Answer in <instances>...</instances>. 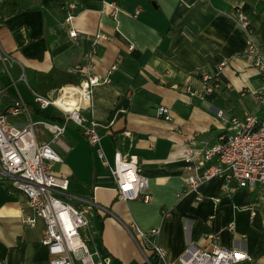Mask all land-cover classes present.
<instances>
[{"label": "crops", "instance_id": "0c3cea01", "mask_svg": "<svg viewBox=\"0 0 264 264\" xmlns=\"http://www.w3.org/2000/svg\"><path fill=\"white\" fill-rule=\"evenodd\" d=\"M104 2L119 7L115 17ZM242 6L251 11L250 29L235 15V7ZM67 14L72 18L66 20ZM71 28L76 37L69 35ZM96 33L104 37L96 42L90 73L101 80L112 63L116 66L108 82L93 86L81 109L97 122L109 162L115 149L136 155L149 200L117 197L113 177L72 121L58 137L35 125L37 140L49 142L62 159L54 164L68 179L66 193L96 203L87 208L81 237L93 239L110 264H148L155 263L151 246L131 225L156 228L154 238L166 252V262L159 264H179L187 245L208 247L206 234L212 232L219 244L241 247L251 255L250 263L264 264V188L212 177L190 189L181 160L185 142L200 148L213 141L225 119L264 116V92L256 95L262 74L241 55L251 40L264 58V0L0 1V45L17 60L8 63L12 78L23 69L27 83L50 97L84 74L75 66L84 62ZM200 70L216 74L221 86L200 96L195 74ZM2 77L9 76L0 74L8 85ZM187 84L195 93L185 89ZM14 95L6 92L0 107ZM158 105L168 107L170 119L156 114ZM45 109L62 118L52 107ZM217 109H223L222 116ZM28 212L26 196L0 179V264H48L47 249L39 242L43 222L24 224ZM89 215L94 235L86 230Z\"/></svg>", "mask_w": 264, "mask_h": 264}, {"label": "built area", "instance_id": "2783aa9c", "mask_svg": "<svg viewBox=\"0 0 264 264\" xmlns=\"http://www.w3.org/2000/svg\"><path fill=\"white\" fill-rule=\"evenodd\" d=\"M104 5L110 7L108 14L112 17L120 10L114 2H104ZM137 12L138 9L133 14ZM234 12L242 25L247 27V14L242 8L235 7ZM71 18L72 15L67 14L65 19ZM69 35L76 37L77 31L71 28ZM102 37L104 35L101 33L95 34L84 53V62L75 66L77 71L84 73L78 82L58 88L52 97L29 87L38 109L52 107L62 116L63 122L32 119L27 103L15 87L16 80L27 84L25 72L22 69L16 80L12 78L8 63L17 60L0 45V74H6L10 79L8 85L0 81V105L7 87L13 85L16 89L11 103L0 112V179H8L14 189L26 196L29 212L22 216L24 224L33 227L38 219L42 220L43 230L39 242L47 249L48 264H110L111 258L101 254L93 239L86 241L81 237L80 230L87 226V208L96 203L90 197L66 193L68 179L51 172L53 164L62 159L49 142L37 140L35 125H43L53 137H58L64 131L65 122L72 121L82 131L101 164L113 177L117 197L124 200H149L147 177L141 171L136 155L115 149L112 162H109L101 145L97 122L81 109L82 104L91 98L93 86L100 81L108 82L116 66L112 63L101 80L90 73L96 53V42ZM241 55L262 74V87L256 91V95L260 97L264 92V58L260 47L248 40ZM226 62L227 58L222 59L217 65V70ZM195 74L200 84V96L221 86L216 74L203 70ZM77 87L80 90L76 100L64 98L71 94V89ZM184 87L187 91L195 93L190 85ZM58 97L60 101H57ZM63 105H69L70 110L65 111ZM155 112L158 116L170 119L167 106L158 105ZM216 113L222 116L224 111L217 109ZM18 114H24L27 120L21 122L9 119L10 116ZM225 123L227 125L216 138L200 148H194L190 142L184 143L181 160L186 185L190 189H196L201 182L209 178L221 177L225 181L235 182L238 187L251 188L259 184L264 188V116L258 117L248 113L240 119L232 117L229 122L225 119ZM131 226L135 234L151 246L155 263L148 260V264L165 263V249L158 245L154 238L157 229L143 231L135 223ZM228 227L233 228V223ZM206 237L209 246L187 245L179 257V264H252L251 255L245 249L219 244L217 235L212 232H208Z\"/></svg>", "mask_w": 264, "mask_h": 264}, {"label": "rangeland", "instance_id": "374dc122", "mask_svg": "<svg viewBox=\"0 0 264 264\" xmlns=\"http://www.w3.org/2000/svg\"><path fill=\"white\" fill-rule=\"evenodd\" d=\"M11 72H12V70H11ZM13 74L15 75V73H13ZM1 79H2V82H4V81H6L7 78L5 79L4 77H2ZM7 82H10V79H7V81L4 83H7ZM28 83L30 85L29 87H32L33 89H35V86H33L32 81H29ZM16 87H17L21 97L23 98V100L27 103L32 119L33 120L40 119V116L36 115L33 112V109L37 107V103L34 101L33 94L30 92L29 88L26 86V84L23 81H19V80L16 83ZM6 92L16 93V89L14 86H11L8 90H6ZM9 119L11 121H21L22 122V121L27 120V117H25L24 114H18L16 116H10ZM37 125H39V124H37ZM51 172L56 174V175H59L55 171V164L52 166ZM89 217H90V222H89L86 230H87V233L90 232L94 235L95 229L93 228V218L91 217V215H89ZM90 227H92V228H90Z\"/></svg>", "mask_w": 264, "mask_h": 264}, {"label": "trees", "instance_id": "16d2710c", "mask_svg": "<svg viewBox=\"0 0 264 264\" xmlns=\"http://www.w3.org/2000/svg\"><path fill=\"white\" fill-rule=\"evenodd\" d=\"M242 10L247 14V16L251 15V11H249L246 6H242ZM247 28L250 29L251 25L248 24ZM4 108H5V106H1L0 107V112L3 111ZM33 112L36 115H38V116H40L42 118H47V119H50L52 121H58V122H62L63 121V119L57 113H55L53 111H49L48 109L47 110L46 109L45 110H40L38 108H34Z\"/></svg>", "mask_w": 264, "mask_h": 264}, {"label": "bare ground", "instance_id": "6f19581e", "mask_svg": "<svg viewBox=\"0 0 264 264\" xmlns=\"http://www.w3.org/2000/svg\"><path fill=\"white\" fill-rule=\"evenodd\" d=\"M79 87L71 89V94L68 97H64L68 100H76L78 97V92H79ZM57 101H60V97L57 98ZM65 111H69L70 110V106L69 105H63Z\"/></svg>", "mask_w": 264, "mask_h": 264}]
</instances>
